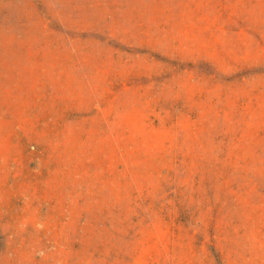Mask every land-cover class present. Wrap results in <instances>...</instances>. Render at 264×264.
I'll use <instances>...</instances> for the list:
<instances>
[{
	"label": "rangeland",
	"instance_id": "1",
	"mask_svg": "<svg viewBox=\"0 0 264 264\" xmlns=\"http://www.w3.org/2000/svg\"><path fill=\"white\" fill-rule=\"evenodd\" d=\"M0 264H264V0H0Z\"/></svg>",
	"mask_w": 264,
	"mask_h": 264
}]
</instances>
